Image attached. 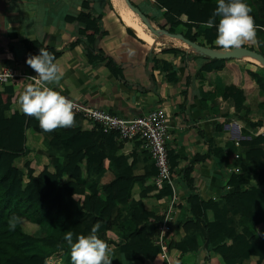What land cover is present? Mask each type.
Instances as JSON below:
<instances>
[{
	"label": "trees",
	"instance_id": "trees-1",
	"mask_svg": "<svg viewBox=\"0 0 264 264\" xmlns=\"http://www.w3.org/2000/svg\"><path fill=\"white\" fill-rule=\"evenodd\" d=\"M216 2L151 0L162 14L156 20L146 17L167 33L181 34L210 50H221L215 45L216 27L202 26L215 9ZM244 2L252 9L250 15L255 21L258 43H246L242 47L255 50L264 57V0ZM92 6V0H86L77 15L66 17L68 23L78 28V36L69 46L44 47L37 41H24V45L29 53L38 54L40 48L47 49L54 54L56 62L63 53L83 42L92 48L86 55L90 64L104 63L112 77L125 83L123 71L113 59L101 50L94 51L98 37H106L107 33L101 31V15L90 12ZM158 49L160 55H181L185 64L193 61L198 66L196 79L200 82L212 86L214 79L220 77L223 89L211 91L208 94L210 102L214 104L218 96L231 99V116H236L250 130L264 128V120L250 117L252 108L264 112V100L256 104L257 107L248 104L255 93L264 97V68L244 69L243 88H239L230 83L226 73L228 63L235 59L210 58L193 54V51L186 54L174 47ZM154 53L152 48L146 57L152 64L150 78L155 81V72L159 71L168 73V80L176 83L177 71H172L171 64ZM7 66L15 67L13 64ZM190 81L188 77L186 83L189 85ZM18 97L19 92L11 86L0 88V264H64L69 249L64 240L65 233L72 231L75 242L76 235L90 234L97 222L102 230L97 235L117 247L126 261L152 263L161 250L147 232L146 225L161 223L163 215H156L146 208L143 200L153 199L152 205H155L161 199L170 198L172 190L168 186L162 189L154 186L157 170L147 152L144 151L145 159H149L150 165L145 166L143 175L137 176L134 174L137 154L132 152L127 157L118 154L124 143L118 140L116 133H103L76 114L74 127L43 132L38 120L19 111ZM217 129L222 131V126ZM263 140V135L258 134L238 142L243 150L240 162L245 165L242 172L225 171L219 201H205L191 177L194 165L204 163L213 155L211 141H207L209 146L204 155H195L182 169L181 179L187 191V218L181 224L184 237L178 242L166 241L168 250L180 252V264H198L202 250L207 256L219 257L223 264H242L250 257L264 260V210L258 205V198L264 195ZM134 145L139 147V143ZM37 155L40 158L36 161L33 157ZM168 159L174 179L178 156L168 151ZM112 168L114 177L107 183L99 182L98 177ZM136 183L143 186L138 201L131 197ZM224 206L228 209L226 215ZM42 211L61 219L58 233L49 234L44 229L36 235L44 228ZM228 215L237 219L233 221ZM11 216L21 218L15 230L8 226ZM52 223L48 220L45 227ZM54 242H58L55 247Z\"/></svg>",
	"mask_w": 264,
	"mask_h": 264
},
{
	"label": "crops",
	"instance_id": "crops-1",
	"mask_svg": "<svg viewBox=\"0 0 264 264\" xmlns=\"http://www.w3.org/2000/svg\"><path fill=\"white\" fill-rule=\"evenodd\" d=\"M85 1L0 0V67L13 64L18 73L35 76L36 73L25 63V60L28 54H36L28 52L24 41H37L44 47L60 44L69 46L78 36V28L68 23L66 17L77 15ZM92 4L90 12L101 15V31L107 33L106 37H98L94 51L101 50L113 59L122 69L125 83L112 77L104 63L90 64L86 55L92 52V48L82 42L63 53L56 61L62 68L64 76L58 85H49V87L62 92L70 99L92 108L104 109L123 118H131L156 108L164 110L170 134L167 149L178 156V166L173 179L177 201L174 204L170 230L167 233L160 235L159 223L147 224L146 229L154 242L161 236L165 243L178 242L184 237L181 224L187 218L185 205L187 191L181 179L182 169L193 160L195 155H204L209 146L207 141H211L213 155L204 163L194 165L191 177L194 186L205 201L210 199L219 201L223 192L225 171L242 172L232 168L230 164L231 155L241 148L238 142L250 140L260 133L254 134L244 122L230 115L233 106L231 99L224 100L218 96L214 104L210 102L208 94L215 88L223 89L220 77L214 79L212 86L207 82H200L196 79L198 66L193 61L185 64L181 55H160V50L153 45L154 42L148 43L139 38L124 22L121 14L120 18L115 8L118 5L115 2V6L112 0H92ZM159 14H162L161 10ZM152 48L157 57L171 64L172 71H177L176 83L168 80V73L159 71L155 72V81L150 78L152 64L146 61V57ZM184 52L187 54L189 51ZM247 68L246 64L243 70ZM226 73L234 78L235 75H239L235 68L233 66L229 68V65ZM188 77L191 78L189 85L186 83ZM242 78L231 79L230 83L243 88ZM24 88L25 85L20 84L13 90L18 91L20 95ZM17 107L19 109L18 103ZM255 112H259L261 118H264V112L258 108L251 109L250 117L260 119ZM218 126H222V131H218ZM131 146H135L133 150ZM132 152L137 154L134 174L141 176L145 166L150 163L139 147L126 142L123 151L118 154L127 157ZM242 164L245 165L244 162ZM113 171L112 168V171L99 176L98 181L107 183L114 177ZM142 190V185L134 184L131 191L132 199L140 200ZM143 202L146 208L161 216L169 200L161 199L155 205H152L153 199H145ZM99 231L102 232L100 229ZM109 246L112 249L110 253L112 263L115 264H180L178 250H167L165 257L160 251L152 263H144L140 260L126 261L117 247L111 244ZM252 261L256 264H264V260L258 261L257 257H250L242 264ZM198 264L223 263L219 257L207 256L202 250L198 255Z\"/></svg>",
	"mask_w": 264,
	"mask_h": 264
},
{
	"label": "clouds",
	"instance_id": "clouds-1",
	"mask_svg": "<svg viewBox=\"0 0 264 264\" xmlns=\"http://www.w3.org/2000/svg\"><path fill=\"white\" fill-rule=\"evenodd\" d=\"M251 12V7L244 0H217L215 9L202 26L208 29L216 27L215 45L225 52L240 49L246 43L256 45V25ZM25 63L36 75L31 77L34 82L27 84L18 97L19 111L38 120L40 129L46 133L74 127L77 105L49 87L58 85L64 76L54 54L40 48L38 54H28ZM19 222L20 217H9V229L15 230ZM100 227V222H97L90 234L76 235L75 242L72 231L65 233L71 264H112V249L97 235Z\"/></svg>",
	"mask_w": 264,
	"mask_h": 264
},
{
	"label": "built area",
	"instance_id": "built-area-1",
	"mask_svg": "<svg viewBox=\"0 0 264 264\" xmlns=\"http://www.w3.org/2000/svg\"><path fill=\"white\" fill-rule=\"evenodd\" d=\"M31 77V75L18 73L16 67L1 66L0 88L7 86L14 88L20 84L26 86L34 82ZM60 93L66 96L62 92ZM71 100L77 105L74 110L75 114L86 120L90 125L99 128L103 133H116L118 140L123 143H139V148L147 152L150 161L157 170L153 182L154 186L156 189L168 186L172 190L171 197L167 198L169 202L163 214V221L158 226L160 235L167 233L170 230L171 214L177 197L168 159L167 143L170 135L167 115L164 110L156 108L131 118H123L104 109L92 108L82 102ZM156 244L160 246L161 255L165 257L168 249L162 236L156 240Z\"/></svg>",
	"mask_w": 264,
	"mask_h": 264
},
{
	"label": "rangeland",
	"instance_id": "rangeland-1",
	"mask_svg": "<svg viewBox=\"0 0 264 264\" xmlns=\"http://www.w3.org/2000/svg\"><path fill=\"white\" fill-rule=\"evenodd\" d=\"M129 1H130V3L132 5H134L135 7H137L144 15H147L152 20L153 19L156 20L161 15V14H159V9H157L156 7L153 6V4L151 3V0H129ZM123 2H124V5H125L126 4L125 3V0H123ZM112 3L114 5L113 0H112ZM126 7H127V5H126ZM115 8H116V10H117V12H118V14L120 16L119 10L117 9L116 6H115ZM134 16L139 20V18L135 14H134ZM120 18H121V16H120ZM139 22H141V21L139 20ZM144 27H145V25H144ZM145 30L150 35V32L147 31L146 27H145ZM152 38L154 39L153 45L156 46V47H158V48H166V47H170L171 48V47H174V48H179V49H181L183 51H190L189 47L186 44H184L181 41H179V40L171 39V38L166 37V36H160V37H157V38L152 37ZM245 63L247 64V67L248 68L251 67V69H253V70L255 69L256 70V66L257 65H255V64L247 61L246 59L245 60L242 59V58L241 59H235L233 61H230L228 63V65H229V68H231L233 66L235 68L236 72L239 73V75H235V78L232 77V76H230V79L238 80V78H239V80H240V77L241 78L243 77L242 72H243V67L246 65ZM232 72H234V71H232ZM242 80H243V78H242ZM238 84H239V82H238ZM241 84L243 86V83L242 82H241ZM251 96H252V98L248 101V104L249 105L251 104L250 106H253V107H257L256 104H258L259 102H261V101L264 100V97H259L258 95H256V93L253 94V95H251ZM255 113L257 114L256 116L258 118L264 120V118H261V114H258L259 112H255ZM250 115H252V114H250ZM263 117H264V115H263ZM263 129L262 130H259V131L258 130L257 131H253V133L254 134L255 133H260L261 135H263L262 134V133H264V130ZM263 137H264V135H263ZM47 142H48V140H46V144H47ZM134 147L135 146H131V150H133ZM263 148H264V146H263ZM123 149H122V151H123ZM142 151L144 152V150H142ZM242 153H243V150L241 148H239L238 149V152L235 151L234 155H231V157H230V164L232 165V168H234L236 170H239V171H241L242 166H243V164H242L243 161L240 162V158H242ZM56 155L54 157H56ZM235 155H236V158H235ZM33 158L37 161L40 158V156L37 155V156H34ZM128 161H130V159ZM60 162H61V160H60ZM34 165L35 164H33V163L31 164L32 167H35ZM258 205L264 210V195L263 196H260L258 198ZM223 211H224V214L225 215L228 214L227 207L224 206L223 207ZM42 216H44V220L42 222V226L44 228H41L40 232L38 231L36 233V235L37 234L39 235L44 229L49 234H55V233H58L61 230V223H62V221H61L60 218H55L52 214L47 213L46 211H42ZM227 217L231 218L233 221H235L237 219V217H234L232 215H228ZM48 220H52L54 223H52L51 225H48L47 227H45V225L48 222ZM57 243L58 242H54L53 243L54 244L53 247H55ZM64 264H71L70 247H69V249H68V251H67V253H66L65 257H64ZM244 264H256V262L255 261H252L251 263L250 262L249 263L246 262Z\"/></svg>",
	"mask_w": 264,
	"mask_h": 264
},
{
	"label": "water",
	"instance_id": "water-1",
	"mask_svg": "<svg viewBox=\"0 0 264 264\" xmlns=\"http://www.w3.org/2000/svg\"><path fill=\"white\" fill-rule=\"evenodd\" d=\"M125 3L127 7L139 18V20L145 25L148 32L155 35L156 37L160 36H166L171 39L179 40L182 43L186 44L190 51H193L195 53H200L205 56H208L210 58H216V59H241L243 56H250L254 57L260 62L263 63L264 68V57L256 52L255 50H249L248 48L241 47L240 49L231 50L228 52L221 50H210L204 47H201L194 42H191L190 40L184 38L181 34H170L167 33L156 26L152 24L146 15H144L137 7L132 5L129 0H125ZM263 146H264V140H263Z\"/></svg>",
	"mask_w": 264,
	"mask_h": 264
},
{
	"label": "bare ground",
	"instance_id": "bare-ground-1",
	"mask_svg": "<svg viewBox=\"0 0 264 264\" xmlns=\"http://www.w3.org/2000/svg\"><path fill=\"white\" fill-rule=\"evenodd\" d=\"M118 5V10L124 20V22L135 32V34L148 43H153L154 39L146 32L144 25L134 16V13L124 5L123 0H113ZM242 59L263 67V63L254 57L243 56Z\"/></svg>",
	"mask_w": 264,
	"mask_h": 264
}]
</instances>
